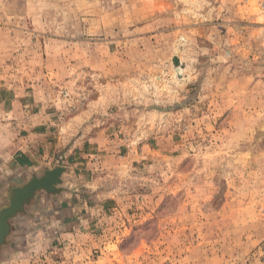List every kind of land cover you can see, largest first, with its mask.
<instances>
[{
  "label": "rangeland",
  "instance_id": "rangeland-1",
  "mask_svg": "<svg viewBox=\"0 0 264 264\" xmlns=\"http://www.w3.org/2000/svg\"><path fill=\"white\" fill-rule=\"evenodd\" d=\"M0 165V264H263L262 0H0Z\"/></svg>",
  "mask_w": 264,
  "mask_h": 264
},
{
  "label": "water",
  "instance_id": "water-1",
  "mask_svg": "<svg viewBox=\"0 0 264 264\" xmlns=\"http://www.w3.org/2000/svg\"><path fill=\"white\" fill-rule=\"evenodd\" d=\"M66 169L57 167L46 170L40 176L32 175L27 181L10 184L0 203V255L12 233V221L25 214L41 192L58 196L64 191V173Z\"/></svg>",
  "mask_w": 264,
  "mask_h": 264
},
{
  "label": "crops",
  "instance_id": "crops-1",
  "mask_svg": "<svg viewBox=\"0 0 264 264\" xmlns=\"http://www.w3.org/2000/svg\"><path fill=\"white\" fill-rule=\"evenodd\" d=\"M23 153L20 156H16V157H15V155L13 156V162H14L13 164H14V167H16L17 169L18 168L19 169H25V168L31 167L35 163V160L29 155V153H27V152H23ZM5 175H6L5 173L2 174L1 165H0V181L5 178ZM10 184L11 183H8V182L5 183L4 193L6 192L7 187ZM4 193L3 194L1 193L2 196L4 195ZM1 194H0V197H1Z\"/></svg>",
  "mask_w": 264,
  "mask_h": 264
},
{
  "label": "built area",
  "instance_id": "built-area-1",
  "mask_svg": "<svg viewBox=\"0 0 264 264\" xmlns=\"http://www.w3.org/2000/svg\"><path fill=\"white\" fill-rule=\"evenodd\" d=\"M262 2H263V5H264V0H262ZM262 263L264 264V255H263Z\"/></svg>",
  "mask_w": 264,
  "mask_h": 264
}]
</instances>
